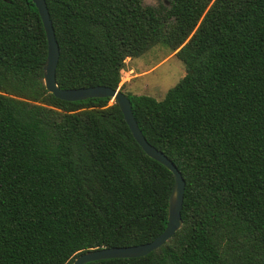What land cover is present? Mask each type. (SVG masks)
<instances>
[{"label": "trees", "instance_id": "obj_1", "mask_svg": "<svg viewBox=\"0 0 264 264\" xmlns=\"http://www.w3.org/2000/svg\"><path fill=\"white\" fill-rule=\"evenodd\" d=\"M62 89L123 91L127 59L169 48L187 75L164 99L126 93L185 180L183 226L139 258L88 264H264V0H46ZM32 0H0V264H72L166 229L173 173L110 98L58 99Z\"/></svg>", "mask_w": 264, "mask_h": 264}, {"label": "water", "instance_id": "obj_2", "mask_svg": "<svg viewBox=\"0 0 264 264\" xmlns=\"http://www.w3.org/2000/svg\"><path fill=\"white\" fill-rule=\"evenodd\" d=\"M38 8L48 39V57L44 65L45 85L48 91L58 99L79 102L95 98H110L115 101L124 114L132 134L146 154L169 169L175 184L169 202V218L165 231L154 241L131 247H103L91 249L79 254L72 264H88L108 259H128L144 257L163 247L182 228V209L185 195V180L175 164L160 150L151 145L144 137L135 119L132 103L126 93L120 89L106 86L83 87L78 89H62L57 82V68L60 61V46L56 38L54 25L46 0H32Z\"/></svg>", "mask_w": 264, "mask_h": 264}, {"label": "rangeland", "instance_id": "obj_3", "mask_svg": "<svg viewBox=\"0 0 264 264\" xmlns=\"http://www.w3.org/2000/svg\"><path fill=\"white\" fill-rule=\"evenodd\" d=\"M147 6H169L170 0H142ZM187 75L186 66L175 53L158 45L139 58L127 59L122 74L123 92L162 100Z\"/></svg>", "mask_w": 264, "mask_h": 264}, {"label": "built area", "instance_id": "obj_4", "mask_svg": "<svg viewBox=\"0 0 264 264\" xmlns=\"http://www.w3.org/2000/svg\"><path fill=\"white\" fill-rule=\"evenodd\" d=\"M122 74H123V72H122Z\"/></svg>", "mask_w": 264, "mask_h": 264}]
</instances>
